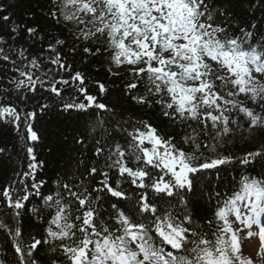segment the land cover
<instances>
[{"label": "snow or ice", "instance_id": "6c2138e0", "mask_svg": "<svg viewBox=\"0 0 264 264\" xmlns=\"http://www.w3.org/2000/svg\"><path fill=\"white\" fill-rule=\"evenodd\" d=\"M53 2L65 21L76 23L78 31L73 35L77 40L99 42L105 38L115 66L128 65V71L137 77L147 74L148 94L159 97L155 103L161 105L164 117L174 123L194 121L202 125L204 137L209 136L210 122L215 133L211 144L201 140L199 134L185 135L184 143L190 147V151H185L173 143L172 137L165 138L147 121L135 122L132 131H128L122 126L128 121H121L112 108L88 93L84 75L79 71L71 74L72 66L62 60L54 45H49L48 50L55 55L47 57L46 62L55 65L57 72L70 73V79L62 76L56 79L51 68L43 69L40 58L29 59L27 49L17 51L9 45L6 51L3 45L7 41L0 37V60L8 62L12 72L19 73L10 81L18 92L26 90L35 94L43 89L55 98L54 102L61 109L57 115L68 113L71 116L73 111L86 113L90 108L112 114L114 123L97 119L90 125L88 138L94 140L95 159L85 167V172L79 177L66 173L71 183L58 180V188L64 191H58L57 198L47 197L46 206L55 208V215L46 229L47 237L62 242L59 248L67 264H254L242 253L239 233L247 230L248 238L258 237L259 252L264 254V178L241 177L239 190L225 199L222 207H217L215 222H207L209 228H214L211 232H205L194 220L190 198L197 195L199 174L216 170L218 175L220 166L230 165L236 159L219 152L225 142H232L225 138L235 134L237 129L249 135L254 129H264V51L254 48L245 51L238 37L221 39V35L227 37V29L215 21L223 17L227 22L232 14L224 9L213 12L206 0ZM260 6L264 8V0H260ZM2 12L4 8L0 7ZM51 15L59 22L56 12ZM10 19L9 15H0V21L6 24ZM19 28L20 25L13 24L10 31L16 34ZM239 30L245 38L252 36L243 28ZM26 31L30 37L37 33L34 27ZM63 44L64 41L56 40V45ZM83 51L92 54L87 46ZM99 51L97 48L96 52ZM209 59L229 75L214 76L207 63ZM33 70L41 74L36 75ZM215 80L221 81L219 90ZM229 84L236 91L228 90L222 95ZM61 86L73 88L83 99L76 96L65 100L63 92L66 89ZM136 87L135 83L128 85L129 89ZM99 88L101 92L106 91L103 84ZM26 92L21 95L22 100L27 99ZM240 94L247 96L260 111L233 99ZM132 99L140 104L152 103L145 96ZM37 107L47 114L51 106L45 98L44 103L37 102ZM234 110L243 114L246 127L230 115ZM36 117L35 110L23 111L13 105L0 104V120L13 124L18 133L23 123L24 132L20 138L28 158L27 170L16 172L17 179L0 189L2 202L12 210V217L17 221L13 230L0 220V229L12 236L18 264H39L34 253L38 246L50 242L48 238L32 237L31 243H25L19 226L20 210L26 208L25 202L31 196L39 194L44 183L43 179H38V169L43 162L37 159L33 146V142L41 140L33 126ZM115 132L126 133L125 144L115 140ZM95 133L99 136H94ZM244 139H248V135H244ZM73 140L81 145L85 143L75 136ZM4 151L0 148V153ZM129 160L135 167L129 166ZM254 162L264 167V148L247 152L239 159L243 165ZM97 177L100 178L99 186H93ZM123 183L133 186L136 193L129 195ZM100 193L116 198L117 202L110 205L113 209L109 214V220L113 221L111 226L101 217ZM173 200L176 203H172ZM121 203L124 208L119 206ZM235 222L243 225V229L235 228ZM51 225H55L56 230Z\"/></svg>", "mask_w": 264, "mask_h": 264}, {"label": "trees", "instance_id": "16d2710c", "mask_svg": "<svg viewBox=\"0 0 264 264\" xmlns=\"http://www.w3.org/2000/svg\"><path fill=\"white\" fill-rule=\"evenodd\" d=\"M206 2L213 12L224 9L232 14V18L227 22L223 17H218L215 21L227 29V37L241 38L249 50L254 48L257 51H264V8H261L260 0H206ZM0 7L4 8V12L0 15H9L11 18L7 24L0 21V37L7 41V44L3 45L6 51H8L9 45L17 51L27 49L26 55L29 59L32 57L40 58L43 69L51 68L53 73H56V79L61 76L70 79L71 74L76 71L81 72L85 77V87L88 93L97 97L98 102L112 108L116 117L121 121H128V123L122 125L128 131H132L135 122L144 120L156 127L158 132L165 138L172 137L173 143L185 151H190L189 145L185 144L183 140L185 135L199 134L201 140L209 144L214 143L211 137L215 133L210 127V122L209 136L204 137L201 133L202 125L194 121L174 123L164 117L161 105L155 103V100L159 97L148 94L147 74H141L140 77H137L128 71L129 66H115L112 62L111 49H108L105 38H101L99 42L77 40L73 35V32L78 31L76 23L65 21L53 0H0ZM67 11L71 12L72 10L68 9ZM52 12H56L59 22L51 15ZM13 24L20 25L16 34L10 31ZM253 24L256 25L255 28L252 27ZM29 27L37 29L34 36L30 37L28 35L26 29ZM240 28L251 32L252 36L245 38L239 30ZM13 36H15L14 40L12 39ZM220 38L226 37L221 35ZM57 39L64 41V44L56 45ZM49 45H54L62 60L72 66L71 74L63 70L57 72L55 65L46 62L47 57L55 55L48 50ZM86 46L92 49V54L83 51ZM97 48L100 49L99 52H96ZM13 58H17L15 54H13ZM17 62L20 64L18 58ZM24 63H27V61H24ZM211 69L214 76H225L217 69L213 67ZM33 71L36 72V75L41 74L39 71ZM18 76V72L11 71V65L8 62L0 60V104L13 105L18 110H35L37 112L33 126L34 130L41 136V140L33 142V146L37 159L43 162V166L38 169V179H43L44 183L40 187L39 194H34L29 201L25 202L26 208L20 210L21 217L19 218L22 238L25 243H31L32 237L42 240L48 238L46 229L55 215V208L46 206L47 197L57 198V192L64 191L62 188H58L57 181L63 180L71 183V181H68V175L75 173L76 177H79L80 173L85 172V167L89 166L92 160L95 159L93 156L95 150L94 140L88 138L90 125L97 119H103L109 123H114V121L111 113L95 108L88 109L86 113L73 111L71 116L68 113L57 115L61 109L54 102L55 98L43 89H39V85L37 86L39 90L35 94L26 92V90L18 92L15 85L10 83ZM21 79L23 78L21 77ZM130 83H135L137 87L129 89L128 85ZM100 84L104 85L105 92L100 91ZM215 84L217 90H219L221 81L215 80ZM61 87L66 89L63 92L65 100H70L76 96H79L81 100L83 99L73 88ZM228 90L236 91L229 84L221 94H226ZM25 92L27 99L22 100L21 95ZM133 96H145L152 103H137L136 100L132 99ZM45 98L51 106L47 114L41 113L37 107V102L44 103ZM164 99L167 100L168 97L165 96ZM233 99L255 108L257 112L260 111L259 107L253 105L244 94L233 97ZM220 103L223 105L222 101ZM230 115L233 118H238L245 127L247 126L243 114L234 110ZM189 124L191 127H189ZM232 127L235 128L236 126L233 125ZM193 130H195V133ZM23 132V123H21L20 133H18L13 124L0 120V148L5 149L4 152L0 153V189L17 179L14 175L16 172L27 170L28 158L24 141L20 138V134ZM113 135L117 142L125 144L126 133L115 132ZM244 135H248V139H244ZM74 136L77 139H84L85 143L83 145L76 143L73 140ZM94 136L98 137L99 133H95ZM127 139L130 140L131 138L128 137ZM225 139H231L232 142H225L218 149L219 152L232 155L236 159L230 165L220 166L218 175L216 170L199 174V181L196 185L197 195L190 198L194 220L201 225L205 232L214 230V228L207 226V222L209 220L215 222L214 213L217 207H222L223 201L231 196L234 191L239 190V182L243 175L264 178V167L261 166V163L254 162L251 165L239 163V159L247 152L264 148V129H254L251 135L246 132L241 134V131L237 129L235 134ZM146 146L151 147L147 142ZM206 154L208 153L206 152ZM80 161H83V163H80ZM129 166L135 167L131 160H129ZM99 179L97 177V181L93 182V186H99ZM85 182L89 183V181ZM27 183L30 184L31 180L28 179ZM15 186L19 187V185ZM122 187L129 195H134L137 191L128 183H123ZM100 195L101 217L111 226L113 221L109 220V214L113 212V209L110 205L117 202L116 198L104 193H100ZM149 196H152L151 192H149ZM2 201L3 197L0 196V220H3L14 230L17 221L12 217V210L7 208ZM158 203L163 204V201H158ZM172 203H176V201L173 200ZM119 206L121 208L125 207L124 203ZM51 227L56 230L55 225H51ZM48 239L50 242L38 246V250L34 253L39 264H53L54 260L57 261V264H67L66 257L59 248L62 242ZM64 243H70V241H64ZM52 249H55V251ZM0 264H18V258L12 245V236L4 229H0Z\"/></svg>", "mask_w": 264, "mask_h": 264}, {"label": "rangeland", "instance_id": "374dc122", "mask_svg": "<svg viewBox=\"0 0 264 264\" xmlns=\"http://www.w3.org/2000/svg\"><path fill=\"white\" fill-rule=\"evenodd\" d=\"M126 66V65H125ZM234 220V217H231ZM234 226L238 229H243V225H239L238 222L234 223ZM255 231L256 229L253 228ZM242 238V253L245 257H249L257 264H262L264 261V254L259 252L260 242L258 237L254 236L251 238L247 237V230H243L239 233Z\"/></svg>", "mask_w": 264, "mask_h": 264}]
</instances>
